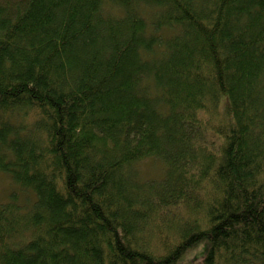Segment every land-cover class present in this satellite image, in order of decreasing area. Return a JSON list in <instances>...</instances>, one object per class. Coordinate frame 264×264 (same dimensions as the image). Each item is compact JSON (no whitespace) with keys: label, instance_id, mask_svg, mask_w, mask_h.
Segmentation results:
<instances>
[{"label":"trees","instance_id":"obj_1","mask_svg":"<svg viewBox=\"0 0 264 264\" xmlns=\"http://www.w3.org/2000/svg\"><path fill=\"white\" fill-rule=\"evenodd\" d=\"M0 173V264H264V0H0Z\"/></svg>","mask_w":264,"mask_h":264},{"label":"rangeland","instance_id":"obj_2","mask_svg":"<svg viewBox=\"0 0 264 264\" xmlns=\"http://www.w3.org/2000/svg\"><path fill=\"white\" fill-rule=\"evenodd\" d=\"M140 176L142 178H148V179H156L163 175L165 170V165L163 161L159 158L150 157L147 159H144L141 163L139 162L138 165ZM16 191V185L11 183L10 177L5 173H0V201L6 200L8 197V194L10 191ZM32 193L28 192H19V198L21 201L25 202V204L29 203L30 200L33 198ZM205 243L201 242L199 246L193 248L192 250H189L184 259L183 263H188L194 260V258L201 254L204 250ZM201 249V250H200Z\"/></svg>","mask_w":264,"mask_h":264},{"label":"bare ground","instance_id":"obj_3","mask_svg":"<svg viewBox=\"0 0 264 264\" xmlns=\"http://www.w3.org/2000/svg\"><path fill=\"white\" fill-rule=\"evenodd\" d=\"M221 104V102L219 101V103H218V106ZM205 223H206V220L204 219H202L201 221H199L198 222V227H203L204 225H205ZM19 240H21V239H19ZM8 241H10V243H13L14 242V239H9ZM22 240H21V242H20V244H19V246L21 247V246H23L22 245ZM192 250V249H191ZM189 250H187L185 253H184V255H183V257H182V259H181V261H180V263H182V264H186V263H183L182 261H183V259H184V257H185V255H186V253L188 252ZM237 255H238V257L240 258H242L243 257V251H240V250H238L237 251Z\"/></svg>","mask_w":264,"mask_h":264}]
</instances>
